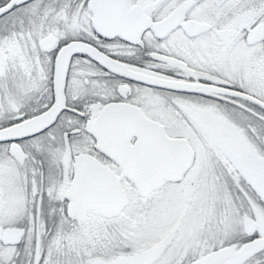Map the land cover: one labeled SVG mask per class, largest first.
<instances>
[{
	"label": "snow or ice",
	"instance_id": "snow-or-ice-1",
	"mask_svg": "<svg viewBox=\"0 0 264 264\" xmlns=\"http://www.w3.org/2000/svg\"><path fill=\"white\" fill-rule=\"evenodd\" d=\"M0 264H264V0H0Z\"/></svg>",
	"mask_w": 264,
	"mask_h": 264
}]
</instances>
